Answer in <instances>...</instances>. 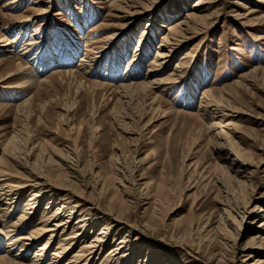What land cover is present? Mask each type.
Here are the masks:
<instances>
[{
    "label": "rangeland",
    "instance_id": "1",
    "mask_svg": "<svg viewBox=\"0 0 264 264\" xmlns=\"http://www.w3.org/2000/svg\"><path fill=\"white\" fill-rule=\"evenodd\" d=\"M34 1L19 0L13 8L0 7V35H22L19 53L24 39L36 31V39H42L45 45L38 53L50 54L52 50L54 64L47 63L40 72L48 80L35 82L20 95L14 93L17 87L9 93L2 84L20 85L24 79L21 75L0 81V142L6 139L17 152L19 147H31L32 158L27 159L32 167L41 164L43 172L75 186L85 200L83 207L100 218L87 229L84 241L104 219L118 223L110 225L101 253L88 264H254L259 254L248 256L250 250L242 247L253 243L250 236L256 232L264 236V228L259 225L264 220V20L244 26L245 20L235 13H246L245 3L264 11V4L259 0H216L209 9L212 15L208 23L186 42L178 43L168 60L164 73L194 47L192 59L180 67L181 81L154 102L167 111L164 113L149 108V92L121 90L119 94L110 85L92 86V77L81 70L62 76H54L52 70L63 64L64 70L76 68L87 47V59L81 63L89 60L87 66L95 67L93 72L99 71L98 77L109 83L148 77L149 61L167 25L184 18L195 0H141L137 2L140 6L136 3L134 7L137 11L125 16L121 24L117 16L107 15L108 0ZM42 9L47 14L35 17L34 13ZM26 14L30 26H22V32L9 30L7 26L21 22ZM100 21L104 24L97 26ZM114 33L116 37L108 44L106 37ZM2 53L0 76L15 67V61L3 60ZM36 53L34 49L29 57ZM136 55L141 68L131 73V59ZM211 87L221 98L213 120L238 125L226 129L227 150L221 152H217L213 136L220 127L209 128L206 118L174 112L180 108L198 112L204 89ZM33 93L22 107L14 106ZM233 109L238 112L232 114ZM65 160L77 170L82 184L68 175L69 168L61 162ZM29 197V191L23 192L21 207L11 211L9 219L14 220L23 211ZM46 200L39 210L45 208ZM38 213L35 218L40 217ZM122 226L131 227V231L123 232ZM121 237L128 240L124 251L113 254L115 250H111ZM44 240L41 238L27 251V263ZM55 240L42 264H49ZM0 241V252L4 253L3 232Z\"/></svg>",
    "mask_w": 264,
    "mask_h": 264
},
{
    "label": "bare ground",
    "instance_id": "2",
    "mask_svg": "<svg viewBox=\"0 0 264 264\" xmlns=\"http://www.w3.org/2000/svg\"><path fill=\"white\" fill-rule=\"evenodd\" d=\"M1 1H3L0 6L2 9V8H13L12 5H14L19 0H0V2ZM108 1L110 2V9L107 15L117 16L120 19L119 24H121L123 22L122 20L126 18L125 16H128V14H132L137 11L134 9V7H137L136 3L140 2L141 0H111V1L108 0ZM259 1L264 4V0H259ZM34 2H38V1L35 0ZM215 2L216 0H195L193 5L190 6V9L184 12L185 14V16H183L184 18H179L176 21L169 23L167 25L166 27L167 32L161 36L159 43L156 44L155 46L156 49L152 59H150L149 61V66L147 64L148 66L147 74L149 78L146 76L145 78L142 77L143 79H136V78L134 79L133 76V79L131 78L128 81L122 80L119 81L117 84L113 82L109 83V81L99 78L101 77L99 71L93 72V69L95 67L91 69L92 67L87 66L89 60H86L85 62L81 63L82 61L87 59L88 55H86V53H89V49L87 47H85L84 55L80 56L81 62L77 64L76 68L64 70V67H66V65L64 64L57 65L54 67L55 69L52 70V74H55L54 76H62L66 74L74 75L78 73L77 70H81L85 75H89V77H92L89 80V83L92 86L98 87V86L110 85L111 90L112 89L117 90L118 93L121 90L125 92L134 91L135 93H143L144 91L147 93L149 92L150 97L148 96V94L147 96L144 95L146 98L149 97L150 99V101L148 102L149 108L153 110L159 109L162 110V112L166 113L167 111L165 109H160L159 105L155 104L154 102L156 101L158 102V100L161 99L162 93H167L169 90L174 88L176 83L181 81L183 74L181 75L180 67H183L187 62H189L192 59L194 55L193 54L194 47L188 48L183 54V56L179 57V59L176 60L174 66L171 67V69L167 73H164L163 71L168 64V60L172 57L176 48L178 47V43L183 41L186 42V39L191 38L190 35L192 33L200 32L202 30L203 24L208 23L207 18L209 15H212L209 9L211 6H214ZM137 5L140 6V4L138 3ZM243 8L248 9V11L246 13H241V14L239 12H236L235 14L237 18L240 19L242 18L243 20H245L243 23L244 26L256 25L258 20H264V11L259 10L257 7L252 5L249 6L245 3L243 5ZM42 10L34 13L35 17L39 18L40 16H42L46 11V9L43 11ZM45 14H47V12H45ZM27 16H28L27 14L22 15L21 22H19L20 21L19 20L18 22H16V24L14 25L11 24L7 27H9V30L11 29L14 31L15 29H18L20 32H22L23 27L30 26V22L28 21L31 19L30 16L29 17ZM44 24H46V22ZM102 24H104V22L100 21L97 24V26H101ZM115 34L116 33H114V36L108 34V36L106 37L108 44H109L108 42L109 39L112 40L113 38L116 37ZM36 35L37 33L35 31L32 33V37L24 39V43L22 44V49H21L22 51H20L19 53L17 52V47H18V42H20V37H22V35L20 37L17 36L14 38H11L7 35L4 36L0 35V51L3 52L2 55L4 54L2 56L3 57L2 59L5 61L10 59L15 61L13 62L15 64L14 69L7 72L5 75L0 76V81L13 76L14 74H19L21 75V77L24 78L23 79L24 83L22 82V84L20 85H13L9 83L2 84L4 91L10 93L11 89L17 87L18 90L14 93L18 95L23 90H26L28 87H31L35 82L40 83L48 80L47 79L48 77L43 76V74L40 72L43 68L48 67L47 63L54 64L53 62L51 63L53 56L51 53L52 50H49L50 54H48V52H43L40 55L38 52L40 51V48L45 47V45H43L42 39L41 40L36 39L35 37ZM46 42L47 39L45 40V44ZM138 46H139V42H138ZM148 46L150 47V45ZM34 49L37 50V53L29 57L30 53ZM149 49L150 48H148L145 52H148ZM136 50H140V49L136 47ZM15 54L16 56H18L17 58L11 57L14 56ZM22 58H24V60H22ZM138 59H139V55H136L131 59L132 61L131 73H133L138 68H141ZM30 62H32V64H30ZM133 63H135L136 66L133 67ZM254 70H259V68L258 69L255 68ZM261 70L263 71V75H264V67ZM153 73H155L156 75L154 77L153 76L150 77V74ZM33 96L34 93L31 94L30 96L22 98V100H20L18 103H15L14 106L16 108L22 107ZM219 98L220 96L218 95V91H216V88L211 87L204 89V92L202 93V98L198 105V110H197L198 112L193 113L183 109L180 110L181 108L174 109V112L176 113H184V114L189 113V115L196 116L199 119L201 118L208 119L207 126L209 128L213 126L220 127V131L213 135L217 141V143L214 145L218 147L217 152L227 150L226 142L228 140L225 136V134L227 133L226 129H235L236 127H238L237 123L231 121H227L221 124L220 121L218 122L213 120L216 113L215 110H217V106H220ZM170 110L173 111V109ZM231 111L232 114L233 112H238L236 109H233ZM213 141L215 140L213 139ZM0 144H1L0 203L1 205L2 204L4 205V206H0V232H3L5 234L6 242L4 244H5V249L7 251V252L4 251V253L0 252V264H42L43 256L48 253L47 251L51 246L52 241L55 239L56 240L53 250L51 253H49L51 254L50 260L48 262L49 264H58L59 262H61V260L64 261V264L90 263V261L95 257L96 254L101 253L100 252V249H102L101 244L103 245L104 244L103 242L107 238L106 235L109 232L108 228L110 227V225L114 224L118 226L117 225L118 223L115 222L113 223L112 221H104L105 220L104 219L103 221L100 222V226L98 227V229L96 228L97 230L91 236V238L87 241H84L83 238H85L84 234L86 233L87 229L88 228L91 229L97 222H99L100 218L95 217L97 213H91L88 211L89 209L83 207L85 200L83 197L79 195V192L75 188V186L73 187L71 186L70 183H66L69 180L63 182L56 175L43 172V169H41L42 165L40 163H38V165L40 164V166L36 165L37 167L35 166L32 167L31 166L32 162L27 159L28 157L30 158L32 154L31 147H26V149L19 147L18 149L19 151L17 152L13 147V145L8 143L6 139L5 141H1ZM58 158H59L58 160L61 159L60 157ZM47 159L49 161V158ZM65 161L64 162L61 161V162L64 163L65 167L69 168L68 175H70L71 178L74 179L73 181H75V183L77 182L79 183L80 181L79 185L82 184L83 179L79 178V175H77L76 173L77 170L69 164V160H65ZM242 163L246 164V162H242ZM43 166H45V164ZM16 167L23 169L26 172V174L23 175L22 173L18 172ZM58 174L59 171L57 175ZM25 191H29L30 197L27 199L26 203L24 204L23 211L19 212L18 215L14 218V220L9 219V217L12 215L11 211L19 209L21 207L20 202L23 196V192ZM44 199H47L45 201L46 202L45 208H50L49 210H45V208L39 210L40 208L39 205H41V202L42 200L44 201ZM57 199H59V201L55 203ZM53 204H55V206H53ZM68 210L69 212H67ZM251 210L253 211L254 207L249 209L248 211ZM37 212L40 213L39 218L34 217L37 214ZM76 212H79L77 214L78 215L77 219L73 220L72 217ZM104 215L105 214H103L102 216ZM62 216L65 217L61 218ZM106 216L110 217L108 215ZM259 225L263 226L264 228V220L260 221ZM68 227H71V230L66 231ZM121 229H123V232L131 231L130 230L131 227L128 228L126 226H122ZM44 237L45 240L40 244V246L37 249L35 248V250H33V256H32L33 258L31 263H27L26 262L27 251L31 247L36 246L39 240H41V238ZM124 238L125 237H121L117 246H115L114 249L111 250V252L115 250L113 254H116L119 251H124V249L122 248L125 246L126 242L128 241ZM250 238L253 240V243L250 242L252 244L248 243V245L244 244L242 250H250V254L248 256H251V253L253 252L258 253L259 255L256 256L254 259V264H264V236L257 234L256 232V234L254 236L251 235ZM121 242H124V244H122ZM1 243L2 242L0 241V247H1ZM149 253L150 251L148 252V254ZM117 262L118 261H116V264H122ZM141 263L151 264L150 261L147 263L146 262H141ZM178 264H181V262H178ZM190 264H193V262Z\"/></svg>",
    "mask_w": 264,
    "mask_h": 264
}]
</instances>
